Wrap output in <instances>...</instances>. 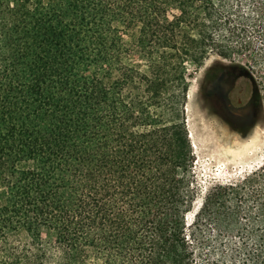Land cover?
Masks as SVG:
<instances>
[{
  "label": "trees",
  "instance_id": "obj_1",
  "mask_svg": "<svg viewBox=\"0 0 264 264\" xmlns=\"http://www.w3.org/2000/svg\"><path fill=\"white\" fill-rule=\"evenodd\" d=\"M196 1L0 0V264H264V165L190 224L235 230L234 252L206 258L185 222Z\"/></svg>",
  "mask_w": 264,
  "mask_h": 264
},
{
  "label": "rangeland",
  "instance_id": "obj_2",
  "mask_svg": "<svg viewBox=\"0 0 264 264\" xmlns=\"http://www.w3.org/2000/svg\"><path fill=\"white\" fill-rule=\"evenodd\" d=\"M195 6L200 13L198 20L205 27L194 28L193 33L203 28L208 40L203 62L186 63L189 75L186 123L195 153L196 196L185 222L188 231L195 230L199 239H206L204 252L206 258H211L222 252L226 256L234 252L241 236L235 230L228 232L223 225L217 226L207 216L199 226H190L195 215L216 185L241 180L264 165V0H197ZM213 65L236 68L253 82L258 100L253 120L229 122L208 109L201 89ZM249 207L254 220V207L252 204ZM245 220L240 215L236 227ZM238 260L236 256L235 261Z\"/></svg>",
  "mask_w": 264,
  "mask_h": 264
},
{
  "label": "flooded vegetation",
  "instance_id": "obj_3",
  "mask_svg": "<svg viewBox=\"0 0 264 264\" xmlns=\"http://www.w3.org/2000/svg\"><path fill=\"white\" fill-rule=\"evenodd\" d=\"M201 95L213 114L229 122H249L257 115L256 87L250 79L238 75L236 68L211 66L206 73Z\"/></svg>",
  "mask_w": 264,
  "mask_h": 264
},
{
  "label": "bare ground",
  "instance_id": "obj_4",
  "mask_svg": "<svg viewBox=\"0 0 264 264\" xmlns=\"http://www.w3.org/2000/svg\"><path fill=\"white\" fill-rule=\"evenodd\" d=\"M190 93V92H189ZM192 96V95H191ZM188 97H189V95H188ZM188 102V101H187ZM187 105V104H186ZM188 107H189V105H188ZM189 109V108H188ZM186 110H187V108H186ZM189 111V110H188ZM193 133V132H192Z\"/></svg>",
  "mask_w": 264,
  "mask_h": 264
}]
</instances>
